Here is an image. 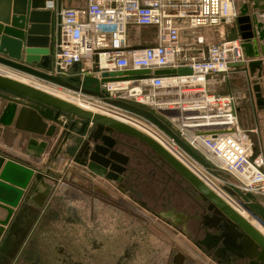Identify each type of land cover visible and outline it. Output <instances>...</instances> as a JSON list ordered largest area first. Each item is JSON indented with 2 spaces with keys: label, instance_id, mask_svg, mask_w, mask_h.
<instances>
[{
  "label": "water",
  "instance_id": "95a60500",
  "mask_svg": "<svg viewBox=\"0 0 264 264\" xmlns=\"http://www.w3.org/2000/svg\"><path fill=\"white\" fill-rule=\"evenodd\" d=\"M232 7L236 17L229 24L232 32L228 35V39L239 41L242 61L229 64V68H240L245 72L252 93L254 113H258L259 118L264 120V0H232ZM59 9L60 0H0V67L49 85L76 91L71 85L49 74L52 69L51 54L57 25L56 13ZM1 24L6 27H2ZM191 73L189 68L182 67L156 70L153 75L183 76ZM149 74L148 70L123 71L103 74L102 77L138 78ZM104 81L96 79L87 81L93 83L95 88L92 93L88 91L84 93L101 97L98 93L99 83ZM8 94L16 98H10ZM104 104L154 123L202 169L211 174L203 159L150 112L122 102L104 100ZM62 114L69 116V125L62 122ZM74 127H79V130L75 131ZM0 129H12L25 135L20 147L17 148L11 145L5 146L0 138V264L104 262L91 258L86 249H83L81 262L73 263L72 260L69 262L72 255L78 253L74 248L70 249L69 255H64L62 263L56 259H46L45 262H41L37 254L32 261H27L29 247L22 249L25 246L23 243L26 239L27 227L22 226V217L31 208L41 211L49 202L58 199L66 200L69 204L66 212L67 214L72 212L70 215L72 219L69 221L65 218L63 222L66 225L76 226L70 228L77 239H91L93 251H104L106 255L122 250L123 256L114 264H123V258L130 264H136L137 246L131 243L132 245L126 248L127 239H100L104 228L102 229L101 225L96 227L95 224L90 227L85 225L80 216L81 211L75 208L81 200L84 204L87 201L75 192H69L65 196L62 191L66 186L57 182V179H61L60 171L54 173L46 169L47 162L40 164L56 149L60 140L61 143L54 155L56 160L60 159L62 152L74 146L78 140H82V147L78 148L75 158L72 159V162L79 165L77 171L86 179L95 177L109 182L119 193L126 195L127 189L119 183L129 158L125 153L117 151L115 136L128 137L148 147L159 162L168 166L173 174L181 178L192 198L203 204L205 214L201 219L173 214L171 211L151 213L156 217L157 222L164 224L167 229L171 228L178 232L179 236L189 241L194 248V250L188 247L187 250L182 248L185 254L179 249L172 248L169 264H197L190 257L191 254L195 255L199 260L198 263L201 264H264V236L164 147L136 128L106 115L84 110L19 80L0 75ZM260 129L264 132V128ZM260 140L261 146L264 147L262 136ZM89 142L93 143V148L90 150ZM15 155L27 157L40 165L34 167L17 161ZM62 157L64 162L61 163V160L58 161L60 164L53 162L50 165L62 170L69 165V156L65 153ZM243 198L247 201L250 195ZM93 203L97 204L95 201ZM136 204L149 211L143 203ZM162 206L163 209H168V205ZM255 211L264 219L260 211L256 209ZM190 220L200 221L201 233L195 240L191 239L187 229ZM152 226L159 231L161 229L163 231L161 233L170 238L166 228H158L156 224ZM149 246L150 240L145 239L146 255ZM167 247L169 248L170 245ZM161 253L165 255L164 247Z\"/></svg>",
  "mask_w": 264,
  "mask_h": 264
},
{
  "label": "built area",
  "instance_id": "2783aa9c",
  "mask_svg": "<svg viewBox=\"0 0 264 264\" xmlns=\"http://www.w3.org/2000/svg\"><path fill=\"white\" fill-rule=\"evenodd\" d=\"M56 17L49 74L76 91L34 79L28 82L52 90L62 88L73 93L69 97L84 103L106 106L104 100L115 101L150 112L187 147L229 178L207 174L163 130L141 119L159 131L165 140L164 148L233 209L247 213L264 230V219L255 211L264 215V147H256L241 128L238 96L211 92L208 82L209 77L228 73L232 69L229 64L242 61L239 41L224 38L204 46L202 37H195L194 46L181 42L182 30L194 32L202 27L217 29L229 25L236 17L232 0H85L82 7L59 9ZM131 28L152 29L154 43L132 42ZM182 67L192 73L153 75L156 70ZM2 70L5 71H0V75L14 77ZM144 70L150 74L138 78L102 77ZM90 79L105 80L99 83L101 97L84 93L94 92L88 88ZM165 112L174 114L164 115ZM208 179L218 181L222 190ZM246 195H250L247 201L243 198Z\"/></svg>",
  "mask_w": 264,
  "mask_h": 264
},
{
  "label": "crops",
  "instance_id": "0c3cea01",
  "mask_svg": "<svg viewBox=\"0 0 264 264\" xmlns=\"http://www.w3.org/2000/svg\"><path fill=\"white\" fill-rule=\"evenodd\" d=\"M239 3L238 5H240ZM84 5L85 0H60V9L68 7L78 8ZM2 27L6 26L2 25ZM231 28L232 27L230 25H225L224 28L218 27L217 29L212 27H202L195 30L194 32L193 30L185 29L181 31V42L185 45L194 46L195 37H202L204 46L217 44L224 38L228 39V35L232 32ZM130 30H132V28ZM136 30H143L145 33L147 32V35L141 37V34H133V37H131L130 33L132 42L141 45L154 43L155 37L153 36L154 32L152 31V29L137 28ZM0 69V71L2 72L5 71L2 70V68ZM8 73L13 75L14 77H23L28 81H33L31 80V78L16 74L11 71H8ZM214 76L219 77L217 78L218 84L223 83L227 84L229 87H232L233 92L231 91L230 93L236 94L238 96V115L240 126L246 133L249 140H255L254 143L256 147H258L259 145L261 146L260 135L264 132L260 128H264V120L262 118H259L260 116H258V113H254L255 111L253 107L252 93L250 92L248 79L245 76V72L240 68H234L226 74H218ZM92 80L93 79H90L89 81ZM88 88L90 90H93L95 88V85L89 82ZM8 96L10 98H16L11 94H8ZM251 127L253 128L249 129ZM24 136L25 135L15 132L12 129H0L1 141H5L6 143H8L5 144L4 142V145H11L14 146V148L20 147L21 143L23 142ZM254 136L258 137L255 138ZM15 157H17L15 158L17 161L28 163L34 167H39L40 164L43 165V163L47 162L48 158V156H46L43 162H40V164H38L34 160L31 161L27 157L25 158L18 155H15ZM46 168L50 169L54 173L56 171H59L57 167ZM97 180H94L95 184L99 185L100 183H104L102 182V180ZM57 182L62 183L66 186V189H63L62 191L65 196L69 192H75L79 195V197L87 201L86 204H84V202L81 200V203H77V205H75L76 207H74L78 211H81L80 216H82V221L85 225L90 227L95 224L96 227L98 225H101L102 229L104 228L103 232L101 233L100 239H127L126 242L128 246H126V248H129L132 244H135V246H137L136 251L138 252V254H136L135 257L136 264H169L172 255V248L179 249L183 254H185V252L182 250V248L184 250H187L188 247L191 250H194L191 243L186 239L181 238L178 232L172 230L171 228L167 229L164 224L157 222V220L155 219L156 217H154L152 214L147 213L146 210H144L143 208L141 209L135 203H130L127 195H123L119 192L113 193V191L110 189L115 200L119 204H122V206H110L109 208H105L101 204L99 205L98 203H93V201L97 200H93V195H91V193H93V179H84L76 174V176L71 175V178H69V180L66 182H64L63 180L61 181L60 179H57ZM80 183L86 186L89 185L90 187L87 188V190L89 191L83 192L81 188L79 189L78 187ZM185 191L187 197L192 198L190 192L187 190ZM68 205L69 204L66 200L58 199L54 202H49L47 206L44 207L41 211L31 208L29 212L24 213L22 217V226L27 227V240L25 239L23 243V245L25 246H23L22 249L27 246L29 247L27 261H32L37 254L40 257L41 262H45L46 259H56L62 263L64 260V255H69L70 249L74 248L78 253H76L74 256L72 255L69 262H71V260L73 263H76L77 261L81 262L80 258H82L83 256V249H86L88 250L91 258H97L98 260L104 261L98 264L116 263L117 260L123 256L124 252L122 250H116L115 252H112L113 255L110 253V256L103 253L104 251H96V254L93 255V241L91 239L88 240L76 238L75 233L71 229L76 228V226H73L71 224L66 225V223L63 222V219L65 218L69 221L72 219L70 218L72 212H70V214H67L66 212V210L68 209ZM186 210L188 209H184V206L178 207L170 205L168 206L167 210L161 208L154 214H159L162 211H171L173 212V214H181L185 217H191L187 216L190 215V213H187ZM152 224H156L158 228H166V230L168 231L167 233L170 234V238L161 233L163 232L161 229L159 231L158 229L153 227ZM145 239L150 240V246L148 247L147 255L145 252L147 251V249L145 250ZM169 245L170 247L168 248L167 246ZM162 247L165 248V255H162L161 253ZM58 251H61V253H58ZM190 257L194 261H196L197 264H201L198 263L199 260L195 255L191 254ZM149 260L153 261V263H149ZM123 264H130V262L127 259L123 258Z\"/></svg>",
  "mask_w": 264,
  "mask_h": 264
},
{
  "label": "flooded vegetation",
  "instance_id": "af4514ba",
  "mask_svg": "<svg viewBox=\"0 0 264 264\" xmlns=\"http://www.w3.org/2000/svg\"><path fill=\"white\" fill-rule=\"evenodd\" d=\"M61 117L63 123H67V125L70 124L68 115L62 114ZM74 128L75 131L79 130V127ZM114 138L117 151L125 153L129 158V162L126 165V170L122 175V180L119 185H122L127 189L126 195L130 200V203H143L150 211H147L149 214L156 213L161 208L163 209L162 205H172L178 207L184 206V209L187 208L189 210H186L187 213H190V215L187 216L201 219V217L205 214L203 204L199 201H196L194 198L187 197L185 193L186 187L184 186V183L181 182V178L176 174H173L168 166L159 162V160L155 158V154L148 147L137 143V141L128 137H125L127 138L128 142H125V138L121 136H115ZM60 143L61 140L56 145V149L48 157L49 159L47 160V167L51 168L52 166L50 164L53 162L54 164H60L58 161L61 160V163L64 162L62 155L67 153L69 156V165L63 167L62 170L58 169L59 167H57L61 175L60 180L66 182L69 180V178H71V175L76 176V174L84 178V176L77 171V167L79 165L75 162H72V159L75 158L78 148L82 147V140H78L74 146H71L66 151L62 152L60 159L56 160L54 159V155L57 153V148L59 147ZM88 147L89 150L93 148V143L89 142ZM91 179H93V193H91V195H93V200L97 199L95 202H97L99 205L101 204L105 208H109L110 206H122V204H119L113 197V193L118 192L113 185L104 180H102V182H104L103 184L100 183L98 185L94 182V180H97L98 178L94 177ZM84 186L86 185L80 183L78 188H81L83 192L89 191L87 188L90 186ZM110 189L113 191V193L110 191ZM130 197L133 198L134 201ZM137 206L140 207L139 205ZM199 222H195V220L188 221L187 229L191 239L193 240L199 238L200 236L201 231ZM95 254L96 251H93V255Z\"/></svg>",
  "mask_w": 264,
  "mask_h": 264
},
{
  "label": "bare ground",
  "instance_id": "6f19581e",
  "mask_svg": "<svg viewBox=\"0 0 264 264\" xmlns=\"http://www.w3.org/2000/svg\"><path fill=\"white\" fill-rule=\"evenodd\" d=\"M13 78L19 80L20 82H23L25 84L33 86L34 88H36L38 90H41V91H43V92H45V93H47L49 95H52V96L57 97L59 99H62L64 101L70 102V103H72V104L76 105L77 107H80V108H82L84 110L90 111L92 113H99V114H102V115H106V116L111 117L113 119L119 120V121H121L123 123H126L127 125H129L131 127H134L137 130H139L142 133H144L145 135L149 136L150 138H152L154 141H156L162 147H164V145H165V140L161 136L159 131L156 128H153L151 126V124L149 122H147V121H146L147 123H145V121H142L141 119L135 118V117L131 116L130 114H126V113H123L125 115H117V116H115V114L114 115L111 114L108 111L107 108H105L103 106H99L98 104L84 103V102H82L79 99H74V101H73V100H70L69 98H66L64 95H62L60 93H55L54 91L49 90V89H45L44 87L39 86L37 84H30L28 82V80L23 78V77H13ZM126 116H131L133 118L126 117ZM140 121L143 122V123H141ZM194 172H196V171L194 170ZM237 212L241 216H243L255 229H257L264 236V230L262 229V227L260 225H258V223L255 220L251 219V217L248 216V214L245 213L244 211L238 210Z\"/></svg>",
  "mask_w": 264,
  "mask_h": 264
},
{
  "label": "rangeland",
  "instance_id": "374dc122",
  "mask_svg": "<svg viewBox=\"0 0 264 264\" xmlns=\"http://www.w3.org/2000/svg\"><path fill=\"white\" fill-rule=\"evenodd\" d=\"M130 33H131V37H133V34H141V37L147 35V32L145 33L143 30H136V29H132L129 31V36H130ZM154 34V33H153ZM155 37V35H153ZM146 39V38H145ZM148 41V40H147ZM29 78V77H28ZM219 77H216V76H213V77H209L208 79V82H209V86L211 87V92H214L216 94H229L233 89L232 87H229L227 84H218V79ZM32 79V78H31ZM44 87L45 89H49V90H52L48 87H45V86H42ZM55 90H52L54 91L55 93H60L62 95H64L66 98H69L70 100H73V98L69 97L68 95H73L72 92H67L66 90L62 89V88H53ZM68 90V89H67ZM233 92V91H232ZM69 93V94H68ZM105 108L108 109V111L111 113V114H115V116L117 115H125L123 114V112L119 111V110H116V109H112V108H109L107 106H103ZM126 117H131V116H126ZM133 118V117H131ZM138 120V119H137ZM141 122V121H140ZM143 123V122H141ZM155 131V130H154ZM264 134V133H263ZM262 136V134L260 135ZM255 138H257L258 136H254ZM125 138V137H124ZM252 141H255V140H252ZM5 142V141H4ZM125 142H128L127 141V138H125ZM261 142V140H260ZM138 143V142H137ZM5 144H8L5 142ZM262 145V143H261ZM5 146H10V145H5ZM263 148V146H262ZM203 161L206 165H208V170H209V173H211L213 176L217 177V178H220V179H228V175H226L222 170H220L215 164H213L212 162H210L208 159L206 160L205 158H203ZM202 172V171H201ZM203 174H204V171H203ZM208 174V173H207ZM209 174V175H211ZM209 175H206L204 174L205 177H208L210 178ZM210 180V179H208ZM212 181V180H210ZM214 186L217 188V189H221L222 190V185L218 182V181H212ZM217 183V184H216ZM148 213V212H147Z\"/></svg>",
  "mask_w": 264,
  "mask_h": 264
}]
</instances>
